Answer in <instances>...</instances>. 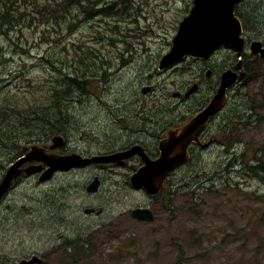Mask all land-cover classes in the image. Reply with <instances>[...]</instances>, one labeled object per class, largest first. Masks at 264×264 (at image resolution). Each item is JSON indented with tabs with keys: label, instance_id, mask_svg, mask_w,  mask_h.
Segmentation results:
<instances>
[{
	"label": "rangeland",
	"instance_id": "obj_1",
	"mask_svg": "<svg viewBox=\"0 0 264 264\" xmlns=\"http://www.w3.org/2000/svg\"><path fill=\"white\" fill-rule=\"evenodd\" d=\"M102 1L85 3L92 6ZM130 1L127 12L132 14L122 23V33L129 35L113 36L130 41L127 45L104 40L97 33L112 35L108 26L118 25L119 20H86L84 9L72 0H0V13L8 9L10 13L9 19L0 20V105L11 103L14 110L8 113L16 117L8 121L33 119H22V114L36 118L37 105L46 104L47 96L53 99L48 89L60 96L59 91L66 90L64 73L71 63L81 72L87 70V83L82 92L68 98L65 123L72 127L65 132L71 141L66 152L94 153L100 142L108 149L135 141L148 143L146 135L135 131L142 127L147 131L144 119L174 122L177 115L159 110L156 101L171 102L167 89H182L193 81L189 68L196 64L189 61L172 71L159 66L179 24L189 16L193 0ZM251 5L261 13H254L259 19L256 30H245L244 36L250 44H264V0H244L235 13ZM141 11L139 20L135 13ZM89 51L93 56H88ZM247 53L240 62L248 73L234 85L239 88L231 91L229 105L213 126L218 129L229 123L225 137L240 163L234 165L232 154L224 153L219 144L198 156L192 168L176 173L171 179L176 190L166 196L163 206L132 189L128 182L133 168L58 173L43 184L35 176L23 178L0 214V264H19L33 256L43 264H264V171L254 174L243 165L264 170V75L255 79L258 68L264 69V58ZM44 59H51L56 68L46 65L45 71ZM92 60L95 67L89 71ZM102 60L105 64L99 69ZM213 63L233 64L229 70H235L239 61L235 52L224 50L216 53ZM149 87L153 92L146 102L141 89ZM31 138L8 128L1 136L0 184L22 154L17 155L19 147L40 145L29 144ZM95 175L101 177L102 185L97 194H89L86 186ZM148 206L156 212L154 222L132 218L133 209ZM87 209L101 215H87ZM70 256L78 261L74 263Z\"/></svg>",
	"mask_w": 264,
	"mask_h": 264
},
{
	"label": "water",
	"instance_id": "obj_2",
	"mask_svg": "<svg viewBox=\"0 0 264 264\" xmlns=\"http://www.w3.org/2000/svg\"><path fill=\"white\" fill-rule=\"evenodd\" d=\"M244 0H194L193 7L179 26L178 33L172 42L170 52L160 61V70H168L180 64L188 57L210 59L216 52L231 50L237 54L239 63L235 70L224 72L221 86L211 104L201 114L195 116L183 128L168 131L159 144L160 156L151 159L144 148L135 146L132 149L110 157L93 156L82 159L78 154L60 155L58 150L66 144L65 139L57 135L51 145H33L22 149L20 157L7 171L0 184V207L5 195L15 187L20 178L41 175L39 182L51 181L59 172H70L73 169H84L96 164L104 167L114 164L123 167L127 160L140 156L142 167L130 177V185L134 190H142L150 196H157L165 187L169 176L191 160L189 150L193 143L199 142L203 129L210 119L221 112L228 103V92L237 83L243 81L246 73L240 61L246 50L247 41L243 24L235 14V9ZM254 55L264 58V46L255 41L251 44ZM151 88H145L148 93ZM207 146V145H206ZM28 164H32L27 167ZM46 168V169H45ZM101 180L96 177L88 186L87 193L97 194L101 188ZM94 210L87 209L86 214ZM132 217L143 223L155 221L153 212L148 208H137ZM38 256L23 260L19 264H42Z\"/></svg>",
	"mask_w": 264,
	"mask_h": 264
},
{
	"label": "flooded vegetation",
	"instance_id": "obj_3",
	"mask_svg": "<svg viewBox=\"0 0 264 264\" xmlns=\"http://www.w3.org/2000/svg\"><path fill=\"white\" fill-rule=\"evenodd\" d=\"M169 45H171V43H169ZM246 56H248V53H246ZM214 57L215 56H213L212 58H210L208 60L194 58V57H188V58L184 59L181 64H178L177 66H175L174 68L171 69V71H172V70L181 68V66L183 64H185L189 61H192V64H196L195 68H189V72L191 74V77L194 78L193 81L189 82L182 89H167V92H168V98L167 99H170L171 102L162 103V101H160L159 99H157V101H156L157 102L156 105H159V107H158L159 110L162 111V110H168L169 109L171 114L177 115V118H175L174 122H170L168 124H165L162 121L157 122V119H153V118L144 119L146 122H148V125L145 126L147 128V131H144L143 127L138 129V131L135 130L136 133H138V135H140V133H142L144 131L143 133L146 135V137H147L146 139L149 140L148 143L142 142V141H135V142H131L128 146L123 147V148L108 149L105 146V144H101V142H100V143H98L99 149L94 151V153L89 152V151L88 152L87 151L66 152V150L68 151V148L70 146L71 141L68 138H66V136H63L65 139V142H66V146L64 149L59 151L58 154L68 155L71 153H77L78 152V154L84 156L85 158H92L93 156H110V155H113V154L118 153V152L128 151L135 146H141L144 148L145 152L147 153V155L151 159L159 158V156H160L159 144H160L161 140H163L165 138L166 133L168 131H170L172 129H176L178 127L183 128L185 125H187L189 123V121L191 119H193L195 116L201 114L204 110H206L208 108V106L211 104L213 98L215 97V95L217 94V92L221 86V79H222L224 72H226L230 68H234L233 64L228 66V67H225V66H222L220 64L213 63ZM252 57H257V56H252ZM244 70H245V67H244ZM149 88H151V87H149ZM238 88L239 87H237V85H236L229 90V92H228V103H227L226 107L221 112H219L217 115H215L214 117H212L210 119L208 125L206 126L205 129H203V131L200 135L199 142L193 143L190 146L189 154L192 157V160L189 164H186L181 169L192 168L194 166L193 162H194V160H196V158L198 156H202V155L210 152L214 147L219 146V144H221V146H220L221 149L225 150L224 153L228 152V153L232 154L233 161H234V159L236 158L235 149L234 148L230 149L231 148L230 144L232 145V143H229L227 138L225 137V134L228 132L226 130V127L228 126L229 123H225V126H220L218 129H215L213 126L215 124V121L220 116V114H222L226 110L227 106L229 105L231 91L233 89H238ZM144 89L145 88L141 89V93L144 96V100L146 102H148L150 92H153V88H151L148 93H144ZM144 100H143V102H144ZM186 108L189 110L185 113L181 114L179 112H175V110H183ZM0 122H5V121H2L0 119ZM232 123H234V122H232ZM22 156H23V154H22ZM135 162L137 163V166L131 167L132 166L131 164H133ZM142 164H143L142 159L140 158V156L137 155V156H134L133 158L127 160L126 164L123 167H117L114 164H109V165H106L104 167H101L99 165L94 164V165L89 166V167L84 168V169L72 170L68 173L70 174L71 172L73 173L74 171L75 172L76 171H87L91 168L95 169V171H97L98 173L108 172V171H115V172L116 171H124L126 169L133 168L132 173H131V175H132L142 166ZM31 165L32 164H28L27 167H29ZM181 169L179 168L174 173H172L171 178L174 179L176 177V173ZM64 174H67V173H64ZM35 177H37V176H35ZM96 177L101 178L100 176L95 175L92 178V180H94ZM89 182H90V180H89ZM128 183L130 184V182H128ZM176 185L177 184H175V186ZM175 186L172 183H171V187H169L166 184L164 189L157 196H150L142 190H139V191L134 190V191L145 194L150 199V201H152V204L158 203L161 206H163L164 205L163 201H165V198H164L165 193L172 196L173 192H175V190H176ZM3 207H4V203L1 204L0 214L3 210ZM139 208L150 209L153 212L155 219L157 218L156 212H155L154 208H152L151 206L139 207ZM90 210H94L93 213L89 214L90 216H97L98 217L99 215H101L96 209H90ZM42 264H43V262H42Z\"/></svg>",
	"mask_w": 264,
	"mask_h": 264
},
{
	"label": "trees",
	"instance_id": "obj_4",
	"mask_svg": "<svg viewBox=\"0 0 264 264\" xmlns=\"http://www.w3.org/2000/svg\"><path fill=\"white\" fill-rule=\"evenodd\" d=\"M71 0H67V2H69ZM73 1V5H79L81 6L84 11L83 14L85 16L86 20H92V19H105V21L109 20V19H117L118 21V25H113V26H108L109 27V32L112 33V35L109 34H105L103 31L99 30L97 33L100 36H103L104 40H109L110 42H115V41H119L122 42L124 44L129 45L130 41H126V40H121L118 39V37H113L115 36L117 33L118 35L124 36V37H128L129 33H122V29L125 27L124 25H122L123 22H127L128 19L130 18L132 12L129 11L127 12V5L131 4L130 0H104L101 3L97 2V3H92V6L86 4V0H72ZM119 4L118 8H115V6ZM95 10H93L94 8ZM13 10H15L13 8ZM92 11H94L92 13ZM54 12V11H53ZM259 12L261 13V11H259V9L256 11L255 8L251 7L250 8H243L240 9L239 12L237 13V15L240 18L244 19V27L245 30H249L251 29V31H255V25L258 23V18H255V14H259ZM44 13V12H43ZM42 12H39L40 15H43ZM92 13L91 16H88V14ZM10 13H9V9L7 12L5 13H0V20H7L9 19ZM136 18H139V20L141 18H143V12H138L135 13ZM16 16L15 14H13V19L15 20ZM260 18V16H259ZM242 19V20H243ZM111 25V24H110ZM261 25V23H260ZM262 28H263V22H262ZM129 31V30H128ZM127 31V32H128ZM260 31V30H259ZM130 38H135V35L130 37ZM129 38V39H130ZM128 51V50H127ZM130 52V51H128ZM88 56H93L92 51L88 52ZM246 58V56H245ZM45 64L44 69L45 71L48 70V67L52 68H56L55 64L51 59H44ZM92 62V64H90V67L88 68L89 71H92L94 66L93 60L90 61ZM61 64H64V61L60 62ZM105 64V61L102 60V64L100 63V65L98 66V68L102 69L103 65ZM48 67H47V66ZM83 65V63H82ZM91 69V70H90ZM248 70V68H246ZM66 70L68 72L64 73V87L63 89L66 90H61L59 91V93L61 94L60 96L56 95V92H58L55 89H48L50 90V93L52 94L53 99H50L49 96H47L48 98V102L46 104H38L36 107V110L34 111V115L36 116V118H34L32 115H28V114H22L21 117L22 119H28V118H33L30 121H22L18 118L17 122H12V121H8V118H16L15 115H9V111L10 110H14L13 106L11 105V103H9L8 101L6 102L5 106H1L0 105V117L5 121V122H0V138L3 134L6 133L7 128L10 129L11 131H15L17 132L19 135H21L22 137L29 135L33 138H31L29 140V144H33V143H37L40 145H45L46 143H49L50 140L52 139V137L56 136V135H66V131L69 132V128L68 127H72L70 124L65 123V121L67 120L66 118L68 117L65 113L67 106H68V98L72 97V94L76 91H80L82 92L85 89V84L87 83V80L85 79V70L84 72H81L80 68H75L71 63L69 65H67ZM248 73V71H247ZM261 75H264V69L263 68H258V75L255 77L259 78ZM263 77V76H262ZM51 103V104H50ZM64 103V104H63ZM34 109H30L29 111H33ZM53 116H58L56 119H53ZM61 118H63V120H60ZM233 122L238 123V120H234ZM144 132V131H143ZM140 133V136L145 135L144 133ZM22 147H19L18 151H17V155L21 154L19 153L21 151ZM237 159L235 158L233 163L234 165H236ZM240 163V161H237ZM245 168L249 169L250 171H252L254 174H257L259 171L260 173L263 172L264 170L257 166H249V165H245L243 164ZM233 167V165H232ZM188 178H185L183 180V182H187ZM165 201H163V204ZM167 208H169L168 205H166ZM70 245H75V247L78 245V243H70ZM67 247V250H70V247L65 246V248ZM70 259L76 263L78 260L73 257L70 256Z\"/></svg>",
	"mask_w": 264,
	"mask_h": 264
},
{
	"label": "bare ground",
	"instance_id": "obj_5",
	"mask_svg": "<svg viewBox=\"0 0 264 264\" xmlns=\"http://www.w3.org/2000/svg\"><path fill=\"white\" fill-rule=\"evenodd\" d=\"M56 136H57V135H56ZM60 136L63 137V135H60ZM54 137H55V136H54ZM54 137H53V138H54ZM53 138H52V140H53ZM63 138H64V137H63ZM51 144H52V141H51L50 144L39 145V146H46V145H51ZM29 146H33V145H27V146H25V147H29ZM65 146H66V144H65ZM65 146H64L63 148L59 149L58 152L61 151L62 149H64ZM23 148H24V147H23ZM124 152H125V151H124ZM21 153L23 154L22 150H21ZM119 153H122V152H118V153H115V154H119ZM22 154H21V156H22ZM71 154H73V153H71ZM75 154H78V153H75ZM115 154H113V155H115ZM68 155H70V154H68ZM78 155H80V154H78ZM21 156H20V157H21ZM110 156H112V155H110ZM110 156H102V157H110ZM20 157H19V158H20ZM80 157H81L82 159H88V158H85V157L82 156V155H80ZM19 158H18V159H19ZM18 159H17V160H18ZM17 160H16V161H17ZM16 161H15V162H16ZM15 162H14V163H15ZM14 163H13V164H14ZM13 164H12V165H13ZM12 165H11V166H12ZM93 165H94V164H93ZM11 166H10V167H11ZM90 166H92V165H90ZM10 167H9V168H10ZM79 169H80V168L73 169V170H79ZM7 171H8V170H7ZM6 173H7V172H6ZM60 173H68V172H60ZM5 176H6V174H5ZM5 176H4V178H5ZM40 176H42V174H41V175H37L38 180H39ZM4 178H3V179H4ZM21 180H23V178H20V179H18V180L15 182V187L13 188V190L17 187L18 183H19ZM52 180H53V179H52ZM2 181H3V180H2ZM1 183H2V182H1ZM39 183H40V184H43V183H41V182H39ZM9 194H10V193H9ZM9 194H7V195L4 196V198H3L2 201H1V204L4 203V201L6 200V198L8 197Z\"/></svg>",
	"mask_w": 264,
	"mask_h": 264
}]
</instances>
